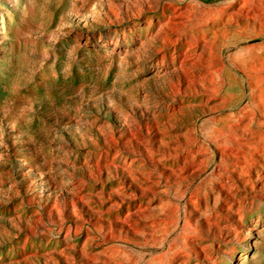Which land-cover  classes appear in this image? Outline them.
Returning a JSON list of instances; mask_svg holds the SVG:
<instances>
[{
    "label": "rangeland",
    "instance_id": "rangeland-1",
    "mask_svg": "<svg viewBox=\"0 0 264 264\" xmlns=\"http://www.w3.org/2000/svg\"><path fill=\"white\" fill-rule=\"evenodd\" d=\"M0 264H264V0H0Z\"/></svg>",
    "mask_w": 264,
    "mask_h": 264
}]
</instances>
